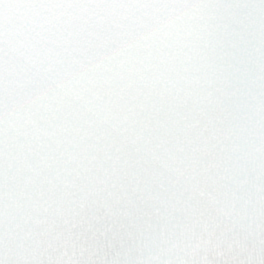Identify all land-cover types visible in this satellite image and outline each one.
<instances>
[{
    "label": "snow or ice",
    "instance_id": "6c2138e0",
    "mask_svg": "<svg viewBox=\"0 0 264 264\" xmlns=\"http://www.w3.org/2000/svg\"><path fill=\"white\" fill-rule=\"evenodd\" d=\"M0 264H264V0H0Z\"/></svg>",
    "mask_w": 264,
    "mask_h": 264
}]
</instances>
